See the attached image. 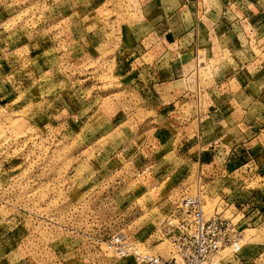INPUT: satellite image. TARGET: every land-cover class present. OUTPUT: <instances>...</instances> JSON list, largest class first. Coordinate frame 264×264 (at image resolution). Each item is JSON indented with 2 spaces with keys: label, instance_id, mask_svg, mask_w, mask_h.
<instances>
[{
  "label": "rangeland",
  "instance_id": "374dc122",
  "mask_svg": "<svg viewBox=\"0 0 264 264\" xmlns=\"http://www.w3.org/2000/svg\"><path fill=\"white\" fill-rule=\"evenodd\" d=\"M209 4L198 1L206 26L221 23L226 43L242 45L228 57L215 48L211 60L202 45L192 57L184 51L197 109L208 82L242 66L264 71V0ZM215 6L224 8L217 14ZM137 10L138 0H0V264H124L108 247L117 234L170 258L160 221L182 197H200L206 217H251L256 209L260 181L247 170L212 172L206 158L201 167L185 130L147 108L136 77L125 75L132 38L148 32ZM234 195L245 203L227 205ZM241 231L239 254L259 259L264 219ZM239 254L216 259L226 264Z\"/></svg>",
  "mask_w": 264,
  "mask_h": 264
},
{
  "label": "crops",
  "instance_id": "0c3cea01",
  "mask_svg": "<svg viewBox=\"0 0 264 264\" xmlns=\"http://www.w3.org/2000/svg\"><path fill=\"white\" fill-rule=\"evenodd\" d=\"M198 1L138 0L136 12L148 32L135 42L132 38L129 53L127 51L130 64L126 65L130 71L125 72V75L136 77L141 93L145 95V99L147 97V108H156V115L164 119V122L179 125L181 130H185L184 141L190 144L186 148H189L188 151L197 148L194 158L199 163L206 158L204 163L207 168L211 167L212 172L219 170L221 173H230L227 177L234 172L247 170V179L252 174L255 182L260 181L257 186L260 194L254 195L257 199L256 209L251 215L255 226L264 219V71H250L242 66L236 71L233 69L230 76L223 75V81L208 82L203 89L206 96L204 105L197 109L192 100L193 95L190 96L192 90L185 87V82L194 73L188 66L193 60L184 51H190L192 57L193 53H198L199 44L204 48L200 55L211 60L216 54L228 57L240 43L242 45L241 40L238 42V37L236 45L230 44V47L226 43L225 35L229 33L220 32L218 28L221 23L210 30L211 22L208 19L202 21L203 18L198 15ZM208 1L211 4L217 0ZM235 6L232 12L239 14L238 3ZM223 8L224 6L217 8L216 13L219 14ZM205 21L209 24L208 27ZM218 30L223 38L219 37ZM170 47L173 50H169ZM215 48L218 50L216 54L213 52ZM187 56L190 61L182 62ZM166 58L170 60L168 67L160 69L159 65ZM190 128L192 131L189 132ZM156 142L160 148L165 146L162 140ZM220 157L233 165L214 168L213 162ZM232 159H237L238 166ZM210 160L213 161L209 162ZM204 163H201V167ZM239 186L235 188L239 189ZM230 187L234 189L233 186ZM235 195L228 198L226 196L223 200L227 205L239 206L244 201L241 195ZM256 256L259 259L264 256V247L259 249ZM259 259L249 260L239 254L226 264L264 263Z\"/></svg>",
  "mask_w": 264,
  "mask_h": 264
},
{
  "label": "built area",
  "instance_id": "2783aa9c",
  "mask_svg": "<svg viewBox=\"0 0 264 264\" xmlns=\"http://www.w3.org/2000/svg\"><path fill=\"white\" fill-rule=\"evenodd\" d=\"M204 66L201 64V67ZM202 206L200 197L184 196L160 221L164 235L172 246L173 255L170 258L153 255L143 250L140 243L122 234L112 238L108 247L124 264H221L216 259L218 254L228 251L231 256L238 255L241 250V228L249 226L252 218L247 212L236 215L240 219L235 223L233 214L231 218L218 214L206 217Z\"/></svg>",
  "mask_w": 264,
  "mask_h": 264
}]
</instances>
